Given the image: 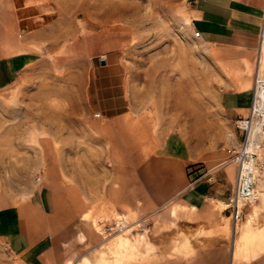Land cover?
I'll list each match as a JSON object with an SVG mask.
<instances>
[{
    "label": "rangeland",
    "instance_id": "obj_1",
    "mask_svg": "<svg viewBox=\"0 0 264 264\" xmlns=\"http://www.w3.org/2000/svg\"><path fill=\"white\" fill-rule=\"evenodd\" d=\"M24 1L38 17L34 30L13 28L11 4L0 12V36L15 46L7 52L20 53L17 71L0 87V211L55 183L71 199H60V215H74L57 235L70 264H234L237 242L248 256L237 255L235 264H264L263 243L256 250L264 235V129L257 199L243 207L236 228L224 210L210 226L185 220L159 234L149 215L169 205L147 210L127 202L140 194H131L129 175L146 189L166 159L189 171L224 159L229 123L186 0ZM256 66L264 79V61L255 59L251 87ZM255 109L258 122L264 102ZM125 125L126 141L117 135ZM118 217L124 229L102 231Z\"/></svg>",
    "mask_w": 264,
    "mask_h": 264
},
{
    "label": "crops",
    "instance_id": "obj_2",
    "mask_svg": "<svg viewBox=\"0 0 264 264\" xmlns=\"http://www.w3.org/2000/svg\"><path fill=\"white\" fill-rule=\"evenodd\" d=\"M3 4H11L7 9L14 12L16 30L28 32L38 19L24 0H0V12L6 10L1 8ZM186 5L189 28L198 31L197 39L205 46L209 67L216 77L213 91L230 128L233 119L248 113L264 0H197L195 3L186 0ZM39 33L36 30L31 36L37 37ZM14 47V42L8 43L0 36V87L11 81L19 67L20 53H13ZM128 129L125 125L117 131L124 141ZM202 170L193 166L189 171L183 168L180 159H166L153 167L146 189L136 175H129L134 187L131 194L135 189L140 194L139 198L129 196L132 199L127 202L145 204L147 210L156 204H168L166 210L149 215L151 230L154 225L160 226L159 234L185 220L197 223L198 227L210 226L231 197L234 168L228 163L218 164L211 168L209 182L199 180L189 184ZM61 191L55 183H43L32 189L20 204L0 211V264H70L57 235L61 232L59 227L68 224L74 215H60V199L71 203L68 195L62 197ZM218 204L223 208L219 209ZM84 220L87 221L86 216ZM91 222L94 223V218ZM153 245L158 252L159 246Z\"/></svg>",
    "mask_w": 264,
    "mask_h": 264
},
{
    "label": "built area",
    "instance_id": "obj_3",
    "mask_svg": "<svg viewBox=\"0 0 264 264\" xmlns=\"http://www.w3.org/2000/svg\"><path fill=\"white\" fill-rule=\"evenodd\" d=\"M196 1L191 0L192 3ZM192 36L197 38L199 36L198 31H193ZM262 43H264L263 21L258 33V52ZM257 58L258 54L256 55V63H258ZM262 81L258 77V66H256L248 113L244 117H237L231 121L230 128L225 132L224 142L221 146L224 152V159L221 164L228 163L234 166L232 193L224 206V210L227 211V216L234 226L243 217V207L257 199V193L253 187L254 171L258 153L262 147L264 116L258 122L254 120L256 112L255 93ZM199 180L209 182L211 180V169H203L189 184ZM126 225V221L118 218L116 223L103 226L102 231H111L116 227L123 228Z\"/></svg>",
    "mask_w": 264,
    "mask_h": 264
},
{
    "label": "bare ground",
    "instance_id": "obj_4",
    "mask_svg": "<svg viewBox=\"0 0 264 264\" xmlns=\"http://www.w3.org/2000/svg\"><path fill=\"white\" fill-rule=\"evenodd\" d=\"M263 61H264V43H262L261 45H260V49H259V53H258V58H257V62L258 63H260V64H262L263 63ZM259 69V68H258ZM258 72H259V70H258ZM263 81H262V83H261V85H260V87L258 88V90L256 91V93H255V102L256 103H261V102H264V79H262ZM254 129V128H253ZM127 226V225H126ZM125 226V227H126ZM235 228H236V226H235ZM124 229V228H123ZM236 230V229H235ZM236 241H238V240H236ZM243 242V241H242ZM263 243V244H262ZM235 244V243H234ZM256 244H257V246H256V250H260L261 249V244H262V246L264 245V235H261L260 234V236H258V239H257V241H256ZM235 246V248L233 249V256H232V260L233 261H231L232 263H236V259L238 258V256L237 255H239L240 254V257L241 258H244V259H246L247 258V256L248 255H246V253H245V251L246 250H243V249H246V248H241V246H240V242L238 243L237 242V244H235L234 245ZM252 247V246H251ZM255 247V246H254ZM264 247V246H263ZM240 248L242 249V251H240ZM252 249H254V248H252ZM240 251V252H239ZM254 251V250H253ZM255 251H254V253H252V257H255ZM238 260V259H237ZM238 261H240V260H238ZM237 261V262H238ZM245 261V260H244Z\"/></svg>",
    "mask_w": 264,
    "mask_h": 264
},
{
    "label": "water",
    "instance_id": "obj_5",
    "mask_svg": "<svg viewBox=\"0 0 264 264\" xmlns=\"http://www.w3.org/2000/svg\"><path fill=\"white\" fill-rule=\"evenodd\" d=\"M99 64H103V59H99Z\"/></svg>",
    "mask_w": 264,
    "mask_h": 264
}]
</instances>
